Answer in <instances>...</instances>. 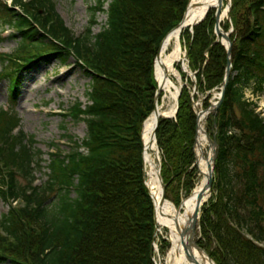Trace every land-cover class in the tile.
<instances>
[{
  "label": "trees",
  "instance_id": "16d2710c",
  "mask_svg": "<svg viewBox=\"0 0 264 264\" xmlns=\"http://www.w3.org/2000/svg\"><path fill=\"white\" fill-rule=\"evenodd\" d=\"M0 0V23L19 37L13 52L1 53L0 79L7 77L14 102L21 72L31 63L73 56L89 78L87 102L75 101L69 115L86 124V135L66 152L50 153L47 178L33 184L42 158L33 135L16 112L0 106V264H153L154 204L144 181L142 122L154 108L153 63L158 46L183 18L188 0H94L91 24L76 35L53 0ZM232 71L223 102L207 119L216 130L214 182L202 208L199 244L215 264H264V119L244 90L264 91V0H231ZM106 4V8L104 5ZM106 13L98 33L91 26ZM210 10L181 37L197 92L219 87L226 49L215 41ZM227 31L230 24L222 23ZM186 84L176 116L161 117L155 132L165 196L175 205L191 191L196 113L193 81ZM204 99L203 107L210 102ZM14 201H17L14 204ZM168 241L162 239L161 251Z\"/></svg>",
  "mask_w": 264,
  "mask_h": 264
},
{
  "label": "rangeland",
  "instance_id": "374dc122",
  "mask_svg": "<svg viewBox=\"0 0 264 264\" xmlns=\"http://www.w3.org/2000/svg\"><path fill=\"white\" fill-rule=\"evenodd\" d=\"M10 1L7 0V2ZM53 2L65 25L76 35L81 34L86 27L90 26L92 20L89 8L94 4V0H53ZM104 7L106 8V4ZM95 19L97 24L92 26V31L97 33L107 20L106 13H97ZM224 20H226V16L223 17L222 21ZM15 33L10 25L0 23V52L10 53L16 49L19 37ZM181 47L185 54L183 39ZM184 54L181 60L185 57ZM184 62L187 61L184 60ZM31 66L30 70L21 72L18 91L13 103L9 100V78L0 79V106L10 107L15 111L20 119L19 130L28 136L33 135V148L40 153L42 158L40 166L35 165L34 175L37 178L36 183L43 184L47 177V162L50 153L57 149L66 152L73 145L72 141H81L86 135V124L83 121L73 120L66 112L71 109L70 107L75 101L79 100L83 103L88 101L86 92L89 87V78L73 56L65 62L57 57H52L49 61L31 63ZM1 67L0 63V71ZM184 71L188 77H192L193 71L189 69ZM174 81L178 87L186 84L180 74L174 78ZM218 92L217 88L212 89L210 93L207 92L211 96V102ZM207 93L198 92L195 102L198 103L199 108H202L203 98ZM244 97L256 103V111H260L264 118V91L255 93L247 87L244 90ZM163 99L162 95L161 100ZM190 192H183L182 197ZM7 211L8 204L0 199V217ZM157 231L158 235H163L169 241L166 228L158 224ZM166 251L167 249L161 253L160 250H155L153 257L156 264H164ZM3 264L9 263L4 262Z\"/></svg>",
  "mask_w": 264,
  "mask_h": 264
},
{
  "label": "bare ground",
  "instance_id": "6f19581e",
  "mask_svg": "<svg viewBox=\"0 0 264 264\" xmlns=\"http://www.w3.org/2000/svg\"><path fill=\"white\" fill-rule=\"evenodd\" d=\"M221 3V18H223L226 16V3H224V0H221ZM218 5V0H189L184 26L175 28L164 38L165 40L159 49L160 56L155 60L154 64L155 80L164 96V102L160 98L156 103L159 115L172 116L175 111L174 101L178 93V85L174 78L179 76L176 64L181 61L184 54L179 38L182 29L199 20L208 11L216 9ZM203 116V113H201L200 118H203ZM157 119L158 115L155 112H151L142 126L141 138H143L144 149L142 159L146 176L145 181H147L153 198L156 223L167 229L166 233L170 246L164 256V264H212L203 251H198L190 243L191 234L189 230L192 224L191 221L195 219V214H197L198 219L202 206L208 202V198L211 195V189L208 188L203 193L200 202L198 201L199 196L204 191L205 174L208 172V165H211L213 157V145L209 144L206 135L202 132L206 125L201 119L202 127L198 129V138L195 145V152L198 157L196 166L199 170L196 184L192 191L182 198L181 204L175 206L168 199L161 200L162 188L158 179L155 165L156 159L154 157L156 142L155 138L152 137Z\"/></svg>",
  "mask_w": 264,
  "mask_h": 264
},
{
  "label": "water",
  "instance_id": "95a60500",
  "mask_svg": "<svg viewBox=\"0 0 264 264\" xmlns=\"http://www.w3.org/2000/svg\"><path fill=\"white\" fill-rule=\"evenodd\" d=\"M218 3H219V5L216 8L215 13H214L215 14V25H216L215 26V33H216L217 36H219V37L222 38L221 41H222V43L224 42V44H225V47H226V55H227L228 58H227V62H226L225 68H224L225 69L224 78H223L224 80H223L222 85L220 87L221 93L219 95V98L215 101V103L210 104V106L207 107V108H205L204 110H200L198 108L197 104L196 103L194 104V111L196 113V124H197L196 125V132L194 134L195 135V138H194L195 140H194V145H193L194 146V152H195V148H196L195 145L197 143V138H198L197 132H198V129L202 127L201 126L202 125L201 124V121L203 120V123H205V120H206V117L208 116V114L210 112H215L216 108L221 104V102H222L221 100H222V98L224 96V93H225V87L227 85V82L229 80L228 78H229V75H230V72H231V68L230 67H231V61H232V57H231V54H232V46H231V42H230V39H229V36H228V32H225V31L221 30V27L219 25V23L221 22V16H222V14H221V4H222L221 3V0H218ZM225 3H227V6H228V8H227V18L230 19V15L228 14V10L230 9V6H231L230 0H225ZM188 7H189V3H188ZM188 7H187V9H186V11H185V13L183 15L184 16L183 19L178 23V25L176 26V28H178L180 26H183L184 20L186 18V14H187V11H188ZM202 19H203V17L200 18L199 20L195 21L194 24L199 23ZM159 56H160V51H158V53L156 54L155 60H157L159 58ZM192 79L194 80V76L192 77ZM195 88H196V85H194V90H195ZM159 92H160V86L157 87L156 96L159 95ZM179 94H180V90L178 91L177 96H176V99H175L176 110H177V106H178L177 99L179 97ZM156 102H157V99H155V103H154L155 104V108H154L153 112H155L158 115V119H157V122L155 124V128H154V131L152 133V137H155V129L157 128V124L159 122V118L161 116H163V115H159ZM176 110H175V112H176ZM201 113H203V115H204L203 118H200V114ZM166 117H171V116H166ZM143 124H144V122H143ZM202 132H203L204 135H206L207 141L209 142V144H212L213 145V154H212L213 157H212V163H211V165H208V167H209L208 172H207V174H205L206 180H205V184H204V188H203L204 191H202L201 195L198 198V201L199 202H200V199H201L203 193L208 188H210L211 185H212V182H213V178H212L213 177V168H214L213 165H214V160L216 158V152H217V146H218L217 143H216V141H215V136L211 137V135H209L207 133L206 128L205 129H202ZM157 153H158V149L155 150V156L156 157H157ZM197 161H198V157H197L196 152H195V162H194L193 165L196 166V162ZM156 170H157L158 179L161 182V188H162V190H161L162 191V199L161 200L164 201V199H165V191H164L165 183L163 182V180L161 178V175H160V160L159 159L157 160ZM155 215H156V213H155ZM155 215H154V218H155V221H156ZM191 223L192 224H191L190 229H189L190 230V234H191L190 243L193 244L194 247L198 251H203L205 253L204 249L200 245H198L196 243V239H195V237L197 235L196 226L199 223L198 222V219H197V214H195V219H193L191 221ZM207 256H208L210 262H212V264H214L212 258H210L209 255H207ZM190 258L193 259L191 256H190Z\"/></svg>",
  "mask_w": 264,
  "mask_h": 264
}]
</instances>
